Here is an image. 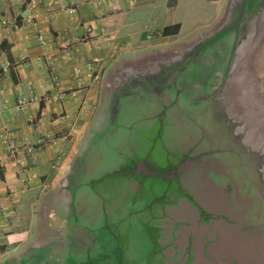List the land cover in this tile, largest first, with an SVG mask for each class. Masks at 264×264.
Instances as JSON below:
<instances>
[{
	"label": "crops",
	"instance_id": "crops-1",
	"mask_svg": "<svg viewBox=\"0 0 264 264\" xmlns=\"http://www.w3.org/2000/svg\"><path fill=\"white\" fill-rule=\"evenodd\" d=\"M0 62V264H118L177 166L264 205V0H0Z\"/></svg>",
	"mask_w": 264,
	"mask_h": 264
},
{
	"label": "water",
	"instance_id": "water-1",
	"mask_svg": "<svg viewBox=\"0 0 264 264\" xmlns=\"http://www.w3.org/2000/svg\"><path fill=\"white\" fill-rule=\"evenodd\" d=\"M203 175L198 180L196 174L195 186L190 187L194 199L183 196L179 206L162 200L159 205L135 202L142 210L132 218L140 220L147 236L139 251L132 249L127 237L121 238L114 253L118 264H264L261 187L245 188L244 176L231 174L236 177L235 188L215 190ZM166 212H173L176 224L180 222L175 224L178 233L166 232ZM152 213L156 219H151Z\"/></svg>",
	"mask_w": 264,
	"mask_h": 264
},
{
	"label": "flooded vegetation",
	"instance_id": "flooded-vegetation-1",
	"mask_svg": "<svg viewBox=\"0 0 264 264\" xmlns=\"http://www.w3.org/2000/svg\"><path fill=\"white\" fill-rule=\"evenodd\" d=\"M180 171H181V167L177 166L174 170L170 171V174L167 173L166 176H165L166 172H162L163 175L161 176V178L168 177V180L162 181L161 183L162 185L160 184L158 188H160L159 190L162 192L163 195H167V196H164L165 198L160 199V200L164 202L167 201L168 206L170 204L174 205V202H176L177 205L179 206L180 205L179 201H182L184 199L183 196H186V197L188 196L194 199L195 195L192 193L190 186L183 184L182 183L183 181L181 180V175H182V179H184V176H186L187 171L186 170L182 171V174L180 173ZM138 187L139 189H137L136 198L134 197L135 201L145 200L148 197L147 195L148 190H146L147 182L144 184V187L143 186L140 187V185H138ZM156 204L159 205V202H157ZM202 215L204 218L207 216L205 212L202 213ZM166 216L168 217V219L166 218V227H165L166 232L167 233L169 232L178 233L179 229L175 227L176 225H180V222L176 224V217L174 216V213L166 212ZM110 263L116 264V261L115 262L113 261Z\"/></svg>",
	"mask_w": 264,
	"mask_h": 264
},
{
	"label": "built area",
	"instance_id": "built-area-1",
	"mask_svg": "<svg viewBox=\"0 0 264 264\" xmlns=\"http://www.w3.org/2000/svg\"><path fill=\"white\" fill-rule=\"evenodd\" d=\"M87 32L91 30L88 28ZM39 43L44 46L45 40L42 37H38ZM9 67V63L0 62V78ZM28 104L26 99H18L16 101L15 110L20 111ZM51 141V137L48 134L43 135L36 145L24 144L6 135L2 137V145L5 152V157L9 162H18L20 157L25 154H33L37 150L44 148Z\"/></svg>",
	"mask_w": 264,
	"mask_h": 264
},
{
	"label": "rangeland",
	"instance_id": "rangeland-1",
	"mask_svg": "<svg viewBox=\"0 0 264 264\" xmlns=\"http://www.w3.org/2000/svg\"><path fill=\"white\" fill-rule=\"evenodd\" d=\"M201 18H204V17H206V20L207 19H209V16L211 15L210 14V12L207 10H201ZM178 15L179 16H176V19H179L180 17H184V16H181V13H178ZM200 19V18H199ZM190 26H191V24H190ZM191 31V28H187V30H186V32L188 33V32H190ZM159 148V149H158ZM147 149L149 150V146L147 147ZM161 149H164V147L163 146H159V145H157L156 146V148H155V150H153L152 151V153H153V157H154V159L156 160V162H157V164L158 165H160V164H163L162 163V159H161V156L159 155V154H157L158 152H160V151H163V150H161ZM135 157H136V159L139 161V160H141V159H144L145 157H146V155L145 154H139V156H136L135 155ZM86 207V206H85ZM85 207L83 206V204H81V211L82 210H84L85 209Z\"/></svg>",
	"mask_w": 264,
	"mask_h": 264
},
{
	"label": "trees",
	"instance_id": "trees-1",
	"mask_svg": "<svg viewBox=\"0 0 264 264\" xmlns=\"http://www.w3.org/2000/svg\"><path fill=\"white\" fill-rule=\"evenodd\" d=\"M177 31V28L174 29V33ZM164 35H168V32H166V30L163 31Z\"/></svg>",
	"mask_w": 264,
	"mask_h": 264
}]
</instances>
